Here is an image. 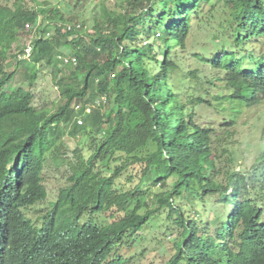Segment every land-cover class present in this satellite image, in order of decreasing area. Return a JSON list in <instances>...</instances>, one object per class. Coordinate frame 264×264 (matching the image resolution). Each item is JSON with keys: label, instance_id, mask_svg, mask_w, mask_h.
<instances>
[{"label": "trees", "instance_id": "trees-1", "mask_svg": "<svg viewBox=\"0 0 264 264\" xmlns=\"http://www.w3.org/2000/svg\"><path fill=\"white\" fill-rule=\"evenodd\" d=\"M34 2L0 0V264H136L124 251L161 211L177 233L165 264H264V152L251 166L259 175L234 170L225 149L219 167L215 130L196 123L192 108L210 103L174 90L178 53L197 24L214 29V48L191 56L215 72L207 83L218 86L216 99L241 111L263 104L264 0H118L100 6L90 33L82 23L66 30L79 23L74 16ZM26 25H34L31 53L19 59L24 48L13 44ZM20 68L30 83L39 68L51 69L61 98L53 111L33 106L31 84L13 85ZM100 98L78 125L74 106ZM81 133L67 160L63 138ZM49 164L66 176L46 202ZM124 173L135 179L129 190L117 182ZM169 179L170 190L151 200L150 186ZM181 198L215 199L226 211L211 209L214 218L197 224L176 205ZM37 205L46 206L31 220L24 212ZM109 212L108 222L98 220Z\"/></svg>", "mask_w": 264, "mask_h": 264}, {"label": "rangeland", "instance_id": "rangeland-1", "mask_svg": "<svg viewBox=\"0 0 264 264\" xmlns=\"http://www.w3.org/2000/svg\"><path fill=\"white\" fill-rule=\"evenodd\" d=\"M22 1L27 6H34V1H37L57 7L63 17L74 16L77 22L83 24V31L90 33L92 18L99 14L100 6L105 3L108 7L113 8L118 0ZM213 26L217 27L216 24H213ZM33 30L34 25H30L25 33L17 34V39L13 44V48L16 50L24 48L31 40ZM209 31L213 32L214 29L209 27L207 31L206 29H200L197 24H193L192 32L186 42V48L178 53L182 61V69L177 71L174 75V90L184 101L186 100V96L190 95L194 97L202 96L210 103V105L203 104L192 108L196 123L211 127L215 130V136L218 138H216L213 145V154L217 157H221V160L217 161L218 166L220 167L224 164L226 155L223 154L222 150L225 149L228 151L229 157L233 161L231 167L234 170L247 172L248 175L251 176L259 175L256 171L251 169V166L256 162V158L259 154L264 152V103L241 111L239 109L234 110L231 104L227 105L216 99V97L220 95L218 86L212 87L207 83V81H211V78L216 75L214 74L215 72L208 70L207 67L201 68L200 64H197L191 56V54L197 52L202 45H207L208 49L214 48L208 44L210 39ZM65 54L69 56L68 53ZM11 65V68H7L9 71L14 69V61H11ZM196 69H200L202 72L197 74L199 79H194L188 74V72ZM52 78L51 69L39 68L36 80L30 83L27 79V74L20 68L14 75L13 85L27 87L31 84V93L34 96L33 106L53 111L61 103V98ZM206 91L207 94H204ZM231 122H235V124L227 125ZM227 132L229 135H226ZM63 141L66 146L64 152L67 153L66 159L68 160V157H71L70 151L78 147V141H84V137L82 133L76 138L67 135L63 138ZM83 152H85V149ZM65 170L66 168L64 166L56 168L53 164H49V166L46 167L43 174L44 185L47 190L46 202L53 201L58 188L64 185L66 176ZM127 175L128 173H124L123 176L117 180L124 190L131 189L132 184L135 183V179L129 182ZM171 181L172 179H169L167 186L164 188L161 186H150V191L152 193L151 200L155 199L154 195L170 190ZM261 182H264V177H262ZM151 200H149V204H151ZM212 200L207 202V206H200L192 202L191 199L181 198L176 200V205L184 210V216L187 219L200 224V221L214 218L211 209H215L218 213L226 211V208L222 205L216 204L215 199ZM44 206L37 205L31 207L24 213L31 220H35L37 216L42 213L40 211H44ZM149 208L152 209L154 206L151 205ZM109 216L110 212L99 215L98 220L106 223L110 220ZM168 224L169 222L166 220L165 211L154 214L142 230L133 234L134 241L132 242L131 248L124 251L126 256L132 257L136 264H165L169 261L175 253L173 243L177 233L174 230H167L166 226ZM211 227H213V225H211Z\"/></svg>", "mask_w": 264, "mask_h": 264}, {"label": "built area", "instance_id": "built-area-1", "mask_svg": "<svg viewBox=\"0 0 264 264\" xmlns=\"http://www.w3.org/2000/svg\"><path fill=\"white\" fill-rule=\"evenodd\" d=\"M26 29L29 28V25L25 26ZM72 28L75 29H79L80 28V23H75L73 25H66V30H71ZM31 53V45H30V41L27 43V45L24 47V53L22 55H18V58L23 59V58H27L29 56V54ZM62 61L64 64H69V65H75L76 63V59L74 57H63ZM104 98H100L99 100H97L95 102L94 105H86L83 109L79 106V105H75V111L77 112H81L77 117H76V123L78 125L82 124V116L85 114H88L91 110V108H93L94 106H99L100 102L103 101Z\"/></svg>", "mask_w": 264, "mask_h": 264}]
</instances>
